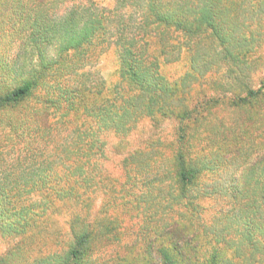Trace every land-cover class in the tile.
Wrapping results in <instances>:
<instances>
[{
  "label": "trees",
  "instance_id": "trees-1",
  "mask_svg": "<svg viewBox=\"0 0 264 264\" xmlns=\"http://www.w3.org/2000/svg\"><path fill=\"white\" fill-rule=\"evenodd\" d=\"M3 26L0 264H264V0H0ZM110 47L89 103L60 82ZM143 119L169 138L131 145Z\"/></svg>",
  "mask_w": 264,
  "mask_h": 264
},
{
  "label": "rangeland",
  "instance_id": "rangeland-1",
  "mask_svg": "<svg viewBox=\"0 0 264 264\" xmlns=\"http://www.w3.org/2000/svg\"><path fill=\"white\" fill-rule=\"evenodd\" d=\"M112 1L113 0H101L102 3H106L107 5H111ZM11 15H12V18L15 19L18 16V13L14 11L11 13ZM7 28L8 26H3V29L0 31L1 33L0 34V50L3 54L1 55L2 58H0V83L2 84L4 83V81L7 83H13L15 80L20 79V78H17L18 75L16 73L14 74L10 71H5V70L3 71L1 67V64L6 63L5 50L10 49V52H12L14 49L13 47L14 45L9 44L10 42L8 39L9 37L5 36L8 34L11 35L10 31ZM54 49L55 47L51 45L44 46L43 55L46 58L53 57L55 54ZM90 55L91 54H89V56L87 57V54H84V58L83 60H81L82 62L80 61L78 63L79 64L78 66L76 63H75L76 65L75 64L72 65V63H70L69 68L72 65L73 69L68 71L69 72L68 76H64L60 79L61 83L65 79V82L69 87H81V90H82L81 96L85 97L84 99L86 100L87 103L91 101V96L88 94L89 89H91V87H95L94 90H96L98 88V83L100 81V78L105 79L108 85L114 83L117 80V68H118V60L114 52V49L112 47L107 48L106 51H103V52L97 48L92 52V55L91 56ZM80 56H81L80 57L81 59L83 55L81 54ZM187 65H188L187 59L183 56L181 60L175 63L173 62L169 64L161 63L160 69H161L162 74L166 76L168 79H174V78L181 76L183 73H185V71L187 70ZM13 68L19 72L22 69L20 64H18V66H15ZM76 72H77L78 77L76 76ZM21 76H22V73L20 74L19 77ZM42 84L47 91L48 89L51 90L50 88L51 86L56 85V81H54V78L50 76V79L49 78L45 79L42 82ZM53 92H56V90H53ZM52 95L54 94L52 93ZM93 120L94 122L92 123V126L96 127L97 121H95V119ZM6 121H7V116L5 114H0V140H2L3 138L2 129L6 131L5 128H2L3 123ZM218 123H219L218 118H215L213 121L211 120L209 129L213 131L214 134L208 133V128H207L206 129L207 132L205 135L206 139L208 136H210V138L215 137V139H218L217 135L220 133L218 131L221 130L217 127ZM170 128H171V122L165 121L162 123L160 128L152 131V128L149 126L147 120L143 119L138 123L136 132L130 136L129 142L133 146L142 145L144 144L146 137L148 138L150 135H153V139H150L151 141L158 139L159 137L166 140L169 138L168 134L171 130ZM152 132L153 134H151ZM33 141H37V140L34 139ZM196 141H199V140L196 139ZM201 141H206V140H201ZM115 142L116 141L114 138L113 140L112 138H110L107 147H113V144ZM107 155H108V158L104 161V167L106 169L108 168L109 171H115L116 174L118 173V175H120L121 174V166L119 162L120 156L116 155L113 151L109 149H107ZM228 167H231V166H228ZM224 169L225 168L222 167L219 170V172L224 174L225 172ZM225 177L226 176L221 177V180H224ZM218 185L219 187L221 186L220 183ZM204 203L207 207V211L203 214V216L205 220H207L211 217L213 209L216 206H218L219 203L216 201L214 197L205 199ZM61 230H65V228L62 226ZM3 246H4V242H2V240L0 239V249H2Z\"/></svg>",
  "mask_w": 264,
  "mask_h": 264
}]
</instances>
